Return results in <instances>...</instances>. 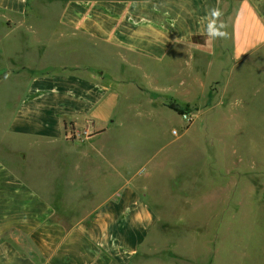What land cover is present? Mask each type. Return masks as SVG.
Segmentation results:
<instances>
[{"label": "crops", "instance_id": "1", "mask_svg": "<svg viewBox=\"0 0 264 264\" xmlns=\"http://www.w3.org/2000/svg\"><path fill=\"white\" fill-rule=\"evenodd\" d=\"M211 7L223 10L227 39L206 38ZM37 48L92 61L55 65L31 55ZM249 80L263 96L264 0H0V91L22 88L0 107V264H132L156 213L136 174L121 176L96 140L132 108L133 90L154 107L148 92L183 91L182 103L171 101L212 99L232 117L237 103L243 114ZM27 149L47 151L36 167H48L41 188ZM82 164L99 165L107 193L87 215L78 211L97 192L94 181L66 175ZM67 193L78 201L66 211L52 199Z\"/></svg>", "mask_w": 264, "mask_h": 264}, {"label": "rangeland", "instance_id": "2", "mask_svg": "<svg viewBox=\"0 0 264 264\" xmlns=\"http://www.w3.org/2000/svg\"><path fill=\"white\" fill-rule=\"evenodd\" d=\"M19 46L26 47L24 40L19 39ZM36 50L31 55L55 65L92 61L90 54L82 59L76 50L71 54L61 48L50 53ZM250 81L243 94L242 116L238 103L231 117L225 104L211 99L187 106L190 123L170 110L177 105L172 97L179 104L185 100L183 91L148 92L154 107L133 90V101L127 104L132 108L96 140L108 148L105 155L121 176L130 179L136 174L135 185L156 213L157 221L132 264H258L264 250V176H260L264 175V95L256 97ZM21 90V86H4L0 107L6 95L13 91L18 96ZM7 108L10 111V102ZM70 137L74 138L71 133ZM27 153L25 166L31 175L34 171L41 188L48 167H36L39 160L45 161L47 151L27 149ZM95 168L82 164V172L71 167L66 173L89 177L97 190L78 215H87L106 198L101 190L105 182ZM58 194L52 201L66 211L78 201L70 193L64 198ZM226 241L229 246L225 249Z\"/></svg>", "mask_w": 264, "mask_h": 264}, {"label": "clouds", "instance_id": "3", "mask_svg": "<svg viewBox=\"0 0 264 264\" xmlns=\"http://www.w3.org/2000/svg\"><path fill=\"white\" fill-rule=\"evenodd\" d=\"M224 12L220 7L207 10L205 20V35L208 40H222L228 38L227 24L223 20Z\"/></svg>", "mask_w": 264, "mask_h": 264}, {"label": "trees", "instance_id": "4", "mask_svg": "<svg viewBox=\"0 0 264 264\" xmlns=\"http://www.w3.org/2000/svg\"><path fill=\"white\" fill-rule=\"evenodd\" d=\"M170 109H172L173 111H175V112H178L179 114H181V115H183V114H189V112H188V107L186 106L185 108H181V107H179V106H177V105H171L170 106Z\"/></svg>", "mask_w": 264, "mask_h": 264}, {"label": "built area", "instance_id": "5", "mask_svg": "<svg viewBox=\"0 0 264 264\" xmlns=\"http://www.w3.org/2000/svg\"><path fill=\"white\" fill-rule=\"evenodd\" d=\"M182 119L188 123H190L192 121L190 114H186V113L182 115Z\"/></svg>", "mask_w": 264, "mask_h": 264}]
</instances>
